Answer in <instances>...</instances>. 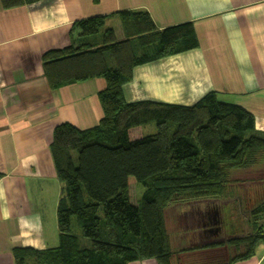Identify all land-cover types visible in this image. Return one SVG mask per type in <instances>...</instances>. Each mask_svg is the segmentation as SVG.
<instances>
[{"label":"trees","instance_id":"trees-1","mask_svg":"<svg viewBox=\"0 0 264 264\" xmlns=\"http://www.w3.org/2000/svg\"><path fill=\"white\" fill-rule=\"evenodd\" d=\"M31 1L38 0L1 3L8 9ZM120 15L122 37L107 25L109 16L94 15L74 23L78 32L70 45L43 55L54 90L106 80L98 94L103 116L90 128L68 122L55 128L50 150L62 183L59 244L15 248L16 264H129L147 258L172 264L167 208L177 201L225 198L232 169L252 168L264 152V133L256 130L254 114L219 99L215 91L191 105L127 101L123 87L132 81L135 67L196 49L200 40L192 21L158 28L147 11ZM149 123H156L157 130L143 135L141 127ZM131 177L144 188L136 202ZM247 223L246 235L181 251L237 249L226 262L203 256L197 264L249 258L264 243V198L252 206Z\"/></svg>","mask_w":264,"mask_h":264},{"label":"crops","instance_id":"crops-1","mask_svg":"<svg viewBox=\"0 0 264 264\" xmlns=\"http://www.w3.org/2000/svg\"><path fill=\"white\" fill-rule=\"evenodd\" d=\"M130 10L149 12L158 28L192 21L200 46L135 67L123 87L127 101L191 105L215 91L250 110L256 130L264 133V0H38L8 9L0 0V264H16L15 248L58 246L62 183L50 150L54 130L67 122L90 128L103 116L98 94L106 80L54 90L44 53L70 45L78 32L74 23L94 15L109 16L107 25L122 37L120 13ZM230 176L225 198L177 201L167 208L172 264H197L203 256L226 262L235 252L227 245L181 251L236 238L227 230L229 217L234 228V219L246 221L242 213L264 198V178L252 168L232 169ZM234 264H264V243Z\"/></svg>","mask_w":264,"mask_h":264},{"label":"rangeland","instance_id":"rangeland-1","mask_svg":"<svg viewBox=\"0 0 264 264\" xmlns=\"http://www.w3.org/2000/svg\"><path fill=\"white\" fill-rule=\"evenodd\" d=\"M156 130H157L156 123H149V124L141 127V133L143 135L153 134L156 132ZM258 158H259L258 159L259 161H257V164L255 166H253L252 169L257 173V176H259V175L263 176V177H261V179H263L264 178V152L260 153L258 155ZM230 179H231V176H230ZM245 182L248 183V181H245ZM248 185L249 184H246L244 186L246 187ZM244 186H243V188H244ZM253 186L254 185H252V187ZM143 189H144L143 186L135 183V179L133 177H131L130 194H131V196H132L131 198L134 202H136V200L140 198V196L143 192ZM233 202L237 203L238 201L234 200ZM248 213H249V210H247L246 212H243L242 215L247 218ZM244 214H246L247 216H245ZM231 219L232 218L229 217L228 226H227V230H229V233H230V230L233 231L231 235H237V237H238V236L246 235L247 233L250 232V230L248 228L249 224L247 223V220L246 221L243 220V217L242 218L239 217V219L243 220V222H240L239 220L234 219V221H237V222H235L234 228L232 227ZM78 233H81V231L78 230ZM224 239H228V237L225 235ZM185 243H187V242L185 241ZM232 249H234V251H235V252H233V254L236 253L237 249L235 247H232Z\"/></svg>","mask_w":264,"mask_h":264}]
</instances>
